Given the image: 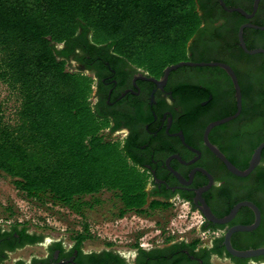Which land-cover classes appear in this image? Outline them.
<instances>
[{
    "label": "flooded vegetation",
    "instance_id": "af4514ba",
    "mask_svg": "<svg viewBox=\"0 0 264 264\" xmlns=\"http://www.w3.org/2000/svg\"><path fill=\"white\" fill-rule=\"evenodd\" d=\"M221 1L252 13L255 0H199L201 27L190 40L188 53L193 61L228 63L241 90L238 114L213 125L206 139L209 123L237 111L234 84L222 67L211 66L223 71L209 74L180 66L162 80L164 68L149 72L109 52L94 57L77 51L69 61L72 69L93 77L94 104L119 123L113 134L127 140L131 156L147 174L149 200L188 202L201 218L198 232L205 240L174 232L159 234L154 242L134 243L130 249L111 241L86 247L87 239L81 236L44 235L24 221L5 220L0 222V264H264V253L239 256L226 242L229 236L235 251L264 248V147L246 175L232 172L213 149L245 170L264 142V55L246 52L239 41L235 48L230 46L238 22V29L246 22H264V0L249 17L225 9ZM244 29L251 31L246 40L252 48H264V33L254 31L264 29ZM241 50L251 60L239 58ZM237 205L227 220L218 221Z\"/></svg>",
    "mask_w": 264,
    "mask_h": 264
},
{
    "label": "trees",
    "instance_id": "16d2710c",
    "mask_svg": "<svg viewBox=\"0 0 264 264\" xmlns=\"http://www.w3.org/2000/svg\"><path fill=\"white\" fill-rule=\"evenodd\" d=\"M201 22L199 0H0V81L20 98L14 122L0 101V171L12 176L27 198L79 215L91 205L82 198L101 191L118 200L120 217L166 208L170 204L149 200L148 176L127 140L112 137L119 123L91 102L93 77L72 69L69 61L78 52L94 57L109 52L159 72L194 60L188 45ZM250 32L244 29L245 40ZM239 56L252 58L243 50ZM87 232L85 225L75 236L85 238Z\"/></svg>",
    "mask_w": 264,
    "mask_h": 264
},
{
    "label": "rangeland",
    "instance_id": "374dc122",
    "mask_svg": "<svg viewBox=\"0 0 264 264\" xmlns=\"http://www.w3.org/2000/svg\"><path fill=\"white\" fill-rule=\"evenodd\" d=\"M0 101L3 102L6 117L15 121V112L20 104L16 90L0 81ZM113 138H119L113 134ZM86 205L79 215L68 207L59 204L44 203L29 199L16 188L13 177L0 171V222L5 220L24 221L33 228L50 236H75L86 225V247H99L113 242L119 248H133L137 242H154L159 234H179L185 237L206 236L199 233L197 212H192L188 202L176 200L164 209H155L150 213L126 212L117 216L118 200L111 192L101 191L82 198ZM197 228V229H196ZM199 233L200 236H193ZM187 235V236H186ZM202 235V236H201ZM122 240V243L120 242ZM131 244V245H130ZM220 264H226L221 262Z\"/></svg>",
    "mask_w": 264,
    "mask_h": 264
},
{
    "label": "water",
    "instance_id": "95a60500",
    "mask_svg": "<svg viewBox=\"0 0 264 264\" xmlns=\"http://www.w3.org/2000/svg\"><path fill=\"white\" fill-rule=\"evenodd\" d=\"M258 2L259 0H255L254 1V7H253V12L257 9L258 7ZM221 4L224 6L225 9L227 10H236L240 13H242L243 15L249 17V16H252V13H248L246 10H244L243 8H240V7H227L225 5V3L223 1H221ZM245 27H254V28H258V29H264V24L260 25V24H255V23H249V22H246V23H243L242 25H240L239 29H238V41H239V44L240 46L248 53H262L264 55V48L263 47H257V48H248L246 46V42L244 40V36H243V32H244V28ZM184 65H189V66H193V65H210V66H214V65H217V66H220L222 67L223 69L226 70V72L230 75L231 79H232V82L234 84V88H235V96H236V102H237V111L232 114V115H229V116H226V117H223L221 119H218V120H214L212 121L211 123H209L206 127V130H205V139L207 138V133L209 131V129L213 126V125H216V124H219V123H222V122H225L231 118H233L234 116H236L241 108V90H240V86H239V83H238V80H237V77H236V74L233 70V68L226 62H223V61H193V60H181L179 62H176L174 64H170L168 66H166L164 68V73H163V76H162V80H166L167 77H168V74L171 70L173 69H176L180 66H184ZM264 147V142H262L258 147L257 149L255 150V153L249 163V166L245 169V170H240L238 168H236L222 153H220L218 150H216L215 148H213L215 150V152L220 156V158L225 162V164L227 165V167L234 173L236 174H239V175H246L248 174L253 168L254 166L257 164V162L259 161V156H260V151L261 149ZM239 207V205H237L233 210L232 212L230 213V215L224 217V218H221V219H218V221L222 222V221H225L227 220L234 212L235 210ZM201 210L203 211V213L210 217L211 218V214L209 212V210L207 209L206 206H203L201 207ZM243 229H247V228H251L250 226H244L242 227ZM228 238L229 236H226V242H227V245L229 247V249L232 251L233 254H236V255H239V256H244V257H249V256H253V255H257V254H260V253H264V248H259V249H253V250H244V251H235L233 250L229 244H228Z\"/></svg>",
    "mask_w": 264,
    "mask_h": 264
},
{
    "label": "built area",
    "instance_id": "2783aa9c",
    "mask_svg": "<svg viewBox=\"0 0 264 264\" xmlns=\"http://www.w3.org/2000/svg\"><path fill=\"white\" fill-rule=\"evenodd\" d=\"M90 100H91L92 103H94V99H93V91H92V95H91V97H90Z\"/></svg>",
    "mask_w": 264,
    "mask_h": 264
}]
</instances>
